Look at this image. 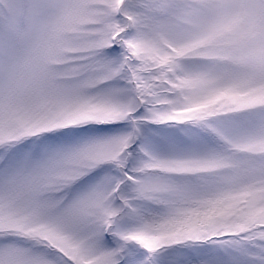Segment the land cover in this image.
Returning <instances> with one entry per match:
<instances>
[{"label":"snow or ice","instance_id":"1","mask_svg":"<svg viewBox=\"0 0 264 264\" xmlns=\"http://www.w3.org/2000/svg\"><path fill=\"white\" fill-rule=\"evenodd\" d=\"M0 264H264V0H0Z\"/></svg>","mask_w":264,"mask_h":264}]
</instances>
